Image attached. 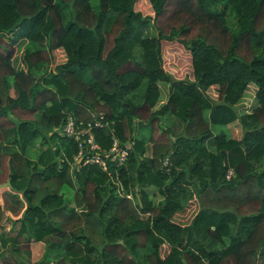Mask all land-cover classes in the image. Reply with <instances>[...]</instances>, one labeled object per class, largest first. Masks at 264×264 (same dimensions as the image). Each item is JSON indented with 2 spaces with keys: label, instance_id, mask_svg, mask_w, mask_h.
Masks as SVG:
<instances>
[{
  "label": "trees",
  "instance_id": "trees-1",
  "mask_svg": "<svg viewBox=\"0 0 264 264\" xmlns=\"http://www.w3.org/2000/svg\"><path fill=\"white\" fill-rule=\"evenodd\" d=\"M136 1L0 0V264H264V0ZM173 41L192 80L164 69ZM68 117L103 151L132 141L126 162L77 163Z\"/></svg>",
  "mask_w": 264,
  "mask_h": 264
},
{
  "label": "rangeland",
  "instance_id": "rangeland-1",
  "mask_svg": "<svg viewBox=\"0 0 264 264\" xmlns=\"http://www.w3.org/2000/svg\"><path fill=\"white\" fill-rule=\"evenodd\" d=\"M135 10L140 12L145 17H153V12L149 4V0H137L135 4ZM16 34H12L8 37H4V41L7 44L12 43L10 40L14 39ZM4 46V44L2 43ZM13 46L15 48V52L12 57V64L14 66V69L19 71L24 69L22 64V57L26 46V41L22 39H18L16 43H13ZM162 52H163V61H164V69L166 72L171 74V76L176 80H183V79H189L192 80V69H191V59L189 53L180 45L178 42H163L162 44ZM66 61L65 55L61 49L55 50L53 52L52 57V65L50 66V70L52 71L54 67L63 64ZM160 89L162 91V101H165V93H168V86L165 84H160ZM216 87H211L208 90V94L211 98L216 99L217 93H216ZM256 87L254 84H248L245 88L244 95L241 98V101L237 105V110L240 114L244 113H250L251 108L254 105L255 102V94H256ZM11 94H13L12 89L10 90ZM162 102V103H163ZM24 116V115H23ZM178 128V127H177ZM229 132L231 135L235 138H239L241 135V128L237 122H234L233 124H230L228 126ZM0 185H4V183H1L0 178ZM7 189H0V200L3 202V199L5 200V195L3 192H6ZM66 196V195H65ZM7 198H9L8 195H6ZM198 211V205L196 202H191L190 205L187 207L186 211L180 215H177L175 217L176 222H178L181 225H187L190 223L193 216ZM12 218H15L12 216ZM7 223V222H5ZM8 224V223H7ZM1 231V230H0ZM168 248L166 246H163L161 249V254L164 255L167 252ZM42 245L35 244L32 248V257H30V260L32 262L37 261L41 255H42ZM2 260H4L2 258ZM13 258L11 256H8V261L12 262Z\"/></svg>",
  "mask_w": 264,
  "mask_h": 264
},
{
  "label": "built area",
  "instance_id": "built-area-1",
  "mask_svg": "<svg viewBox=\"0 0 264 264\" xmlns=\"http://www.w3.org/2000/svg\"><path fill=\"white\" fill-rule=\"evenodd\" d=\"M98 127H102V125L97 122L94 125L90 123L84 125L68 117L58 131L61 136L73 139L78 144L79 153L75 158L77 163L83 162L84 165L96 164L104 169L107 160H109L117 167L122 166L126 162L134 143L129 141L121 144L113 137L111 148L108 151H103L95 142L93 136V129ZM230 175L231 173H229Z\"/></svg>",
  "mask_w": 264,
  "mask_h": 264
},
{
  "label": "water",
  "instance_id": "water-1",
  "mask_svg": "<svg viewBox=\"0 0 264 264\" xmlns=\"http://www.w3.org/2000/svg\"><path fill=\"white\" fill-rule=\"evenodd\" d=\"M9 186H10V183L7 182L4 185H0V189L6 188V187H9ZM21 194H23V191L21 192Z\"/></svg>",
  "mask_w": 264,
  "mask_h": 264
},
{
  "label": "crops",
  "instance_id": "crops-1",
  "mask_svg": "<svg viewBox=\"0 0 264 264\" xmlns=\"http://www.w3.org/2000/svg\"><path fill=\"white\" fill-rule=\"evenodd\" d=\"M164 97H165V99H166V97H167V94H166V93H165ZM228 129H229V128H228Z\"/></svg>",
  "mask_w": 264,
  "mask_h": 264
}]
</instances>
